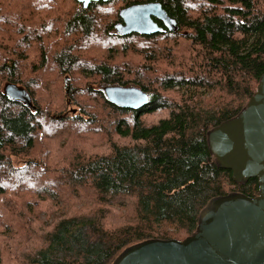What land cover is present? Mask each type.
<instances>
[{"label":"trees","instance_id":"1","mask_svg":"<svg viewBox=\"0 0 264 264\" xmlns=\"http://www.w3.org/2000/svg\"><path fill=\"white\" fill-rule=\"evenodd\" d=\"M148 3L177 31L123 36L121 12ZM0 34V264H113L192 236L214 199L258 195V179L218 166L208 133L264 75V0H0ZM112 86L149 103L118 107Z\"/></svg>","mask_w":264,"mask_h":264},{"label":"water","instance_id":"2","mask_svg":"<svg viewBox=\"0 0 264 264\" xmlns=\"http://www.w3.org/2000/svg\"><path fill=\"white\" fill-rule=\"evenodd\" d=\"M87 10L93 3L77 0ZM123 36L163 33L157 21L177 31L158 3L133 5L121 12ZM108 100L121 108L140 110L149 97L137 88L106 87ZM5 94L27 105L26 90L8 85ZM210 152L221 169L232 171L236 183L256 178L259 193L249 197L231 193L214 199L203 210L196 232L184 241L148 240L123 251L113 264H264V75L243 111L208 133Z\"/></svg>","mask_w":264,"mask_h":264},{"label":"rangeland","instance_id":"3","mask_svg":"<svg viewBox=\"0 0 264 264\" xmlns=\"http://www.w3.org/2000/svg\"><path fill=\"white\" fill-rule=\"evenodd\" d=\"M0 36H3L2 34H0ZM1 41V40H0ZM8 85H6L5 87H4V92H5V88L7 87ZM18 87H20V86H18ZM20 88H23V87H20ZM23 89H25V88H23ZM26 90V89H25ZM27 92V91H26ZM28 94V93H27ZM31 103L32 102H30V104L29 105H31ZM69 104L71 105L72 104V101L71 102H69ZM77 108L76 107H74L73 105H72V107H71V112L72 113H76V110ZM38 216L40 217V220H42V221H49L48 220V218H47V216L45 215V213H39L38 214Z\"/></svg>","mask_w":264,"mask_h":264},{"label":"flooded vegetation","instance_id":"4","mask_svg":"<svg viewBox=\"0 0 264 264\" xmlns=\"http://www.w3.org/2000/svg\"><path fill=\"white\" fill-rule=\"evenodd\" d=\"M166 25V24H165ZM167 26V25H166Z\"/></svg>","mask_w":264,"mask_h":264}]
</instances>
